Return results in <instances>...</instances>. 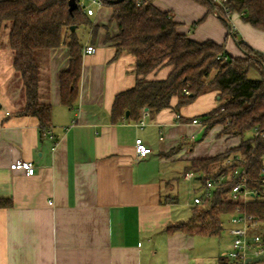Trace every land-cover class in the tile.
<instances>
[{"label":"crops","instance_id":"obj_1","mask_svg":"<svg viewBox=\"0 0 264 264\" xmlns=\"http://www.w3.org/2000/svg\"><path fill=\"white\" fill-rule=\"evenodd\" d=\"M154 3L171 11L177 31L195 41H214L234 57L244 55L240 42L264 54V30L248 22L244 13H232V30L200 1ZM92 7L89 24L77 29L82 74L73 107L62 103L61 93V74L71 62L67 45L42 58L40 96L52 104L51 126L42 130L37 118L17 115L25 104L21 83L0 96V200L12 203L0 207V264H219L227 251L202 253L195 250V235L168 227L188 221L176 208L187 167L194 159L238 147L242 137L226 133L223 124L208 127L204 122L203 115L219 105L217 90L179 110L174 98L159 111L143 108L137 119H114L116 96L139 79L136 58L118 53L116 42L108 40L119 34L113 8ZM86 44L96 52L86 54ZM1 51L3 87L18 74L11 50ZM170 72L168 66L146 78L164 79ZM249 77L261 75L252 69ZM138 138L152 148L149 155H137ZM18 159L34 162L36 173L11 169ZM188 204L193 209L194 199ZM228 222L230 234V216Z\"/></svg>","mask_w":264,"mask_h":264},{"label":"trees","instance_id":"obj_2","mask_svg":"<svg viewBox=\"0 0 264 264\" xmlns=\"http://www.w3.org/2000/svg\"><path fill=\"white\" fill-rule=\"evenodd\" d=\"M82 1L76 0L77 6L71 11L70 0H0V50L5 33L25 99L17 115L37 118L42 130L52 122V104L42 101L40 96L42 58L50 50L67 45L71 53L70 68L61 74L62 103L73 107L79 97L83 45L77 29L89 24ZM102 1L113 8V20L119 28V34L108 40L116 42L118 53L135 56V72L139 76L135 87L116 96L114 119L125 118L127 111L129 118L137 119L143 108L159 111L170 107L174 98L178 99L175 109L179 110L201 94L217 90L219 105L203 115L204 122L208 127L223 124L226 133L241 136L242 142L215 156L194 159L185 172H195V180L202 185L206 177L228 176L245 164L250 185L263 189L259 178L264 168V54L240 42L244 55L234 57L214 41H195L177 31L178 23L171 11L158 8L155 0ZM196 1L207 4L212 11L222 10L213 0ZM222 1L232 13H244L248 22L264 30V0ZM168 66L171 72L167 78H146ZM252 69L261 77L250 78ZM236 155L243 162L234 160ZM233 185L234 181L227 179L214 190L211 199L193 207L188 221L171 225L168 231L220 235L223 216H231L237 208L264 220V201L246 205L233 201ZM11 204L10 200H0V207ZM261 235L264 239V231Z\"/></svg>","mask_w":264,"mask_h":264},{"label":"built area","instance_id":"obj_3","mask_svg":"<svg viewBox=\"0 0 264 264\" xmlns=\"http://www.w3.org/2000/svg\"><path fill=\"white\" fill-rule=\"evenodd\" d=\"M213 1L219 3L222 7V10L219 8L214 9V15L226 20L231 26V29L235 30L236 26L230 9L222 0ZM92 5L101 7L106 4L102 0H91L90 4L82 1L83 9L88 15L94 14L95 9H93ZM96 50V47L91 44H86L84 47V52L86 54H93ZM193 122L201 124L198 119H194ZM144 124L145 122L141 120L140 125L143 126ZM136 152L139 157H145L152 152V148L149 147L142 138H138L136 140ZM234 160L243 162V158L240 155H236ZM228 162L230 163L231 160H228ZM10 168L13 170L24 171L29 176L36 173L34 162L23 159H18L11 163ZM247 169L248 167L245 164H240L228 176L221 175L218 178L206 177L204 184L199 187L200 193L194 198V204L201 205L211 199L214 190L220 187L227 179L234 181L230 193L233 201L243 203L244 205L253 201H264V168H262L259 178L263 189L250 185L251 179L248 175ZM196 175L197 174L193 171H187L184 174V180L192 181L196 178ZM230 222L232 223V226L230 227L229 232L234 239L229 245L225 257L219 264H258V262L253 261L252 258L264 253V239L259 232V229L264 227V220L248 215L245 211L237 208L236 212L231 214Z\"/></svg>","mask_w":264,"mask_h":264},{"label":"rangeland","instance_id":"obj_4","mask_svg":"<svg viewBox=\"0 0 264 264\" xmlns=\"http://www.w3.org/2000/svg\"><path fill=\"white\" fill-rule=\"evenodd\" d=\"M3 35H4L3 37L4 44L1 49L2 51H4L6 48L9 49L8 36L5 35V33ZM20 82L21 80H20L19 75H16L14 78H12L11 81H9V83H5L3 87L0 86V96H3L5 94V91L9 92L12 90V88L18 87ZM184 164L185 162L179 163L180 167L182 168ZM198 184L199 182H197L195 179L193 181H187V182L183 181V179L180 180V187L178 191L180 202L179 204L176 205V208L178 209L179 214L182 215V218L184 220H189L193 215L192 207L189 204L187 205V202L190 200H192L193 202L195 193H200L199 188L197 190L194 189L195 186L196 187L199 186ZM222 219L224 222V227L220 235H195L194 238H195L196 247H197L195 250L202 251V253L209 254V255L220 254V253H224L227 251L228 243H230L232 239L230 237V234L227 231L229 227V222H228L229 216L225 215L223 216ZM262 231H264V228L259 229L260 233Z\"/></svg>","mask_w":264,"mask_h":264},{"label":"water","instance_id":"obj_5","mask_svg":"<svg viewBox=\"0 0 264 264\" xmlns=\"http://www.w3.org/2000/svg\"><path fill=\"white\" fill-rule=\"evenodd\" d=\"M77 6V2L76 0H70V10L72 11L75 7ZM72 30H75V26H72ZM127 116L129 115V111H127ZM264 259V253L259 255V256H255L252 258L253 261L259 262L261 260Z\"/></svg>","mask_w":264,"mask_h":264}]
</instances>
